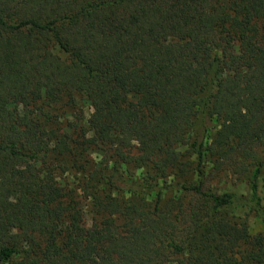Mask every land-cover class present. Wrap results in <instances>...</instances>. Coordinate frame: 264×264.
<instances>
[{"label":"trees","instance_id":"16d2710c","mask_svg":"<svg viewBox=\"0 0 264 264\" xmlns=\"http://www.w3.org/2000/svg\"><path fill=\"white\" fill-rule=\"evenodd\" d=\"M252 218L264 0H0V264H264Z\"/></svg>","mask_w":264,"mask_h":264},{"label":"rangeland","instance_id":"374dc122","mask_svg":"<svg viewBox=\"0 0 264 264\" xmlns=\"http://www.w3.org/2000/svg\"><path fill=\"white\" fill-rule=\"evenodd\" d=\"M82 105L84 107L86 116L89 117V115L92 112L90 104L88 102L83 101ZM240 184L241 183H238L236 187L239 186ZM251 224H252L253 233H263L264 234V222L262 221L261 218H252Z\"/></svg>","mask_w":264,"mask_h":264}]
</instances>
